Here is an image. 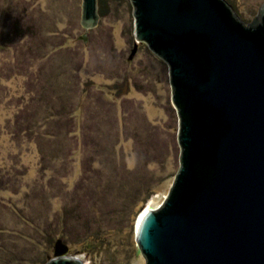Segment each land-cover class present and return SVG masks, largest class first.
Instances as JSON below:
<instances>
[{"label": "rangeland", "instance_id": "374dc122", "mask_svg": "<svg viewBox=\"0 0 264 264\" xmlns=\"http://www.w3.org/2000/svg\"><path fill=\"white\" fill-rule=\"evenodd\" d=\"M226 1L246 24L264 3ZM80 10L0 0V264H45L56 239L82 264H145L136 221L179 166L168 66L130 1L88 31Z\"/></svg>", "mask_w": 264, "mask_h": 264}, {"label": "water", "instance_id": "95a60500", "mask_svg": "<svg viewBox=\"0 0 264 264\" xmlns=\"http://www.w3.org/2000/svg\"><path fill=\"white\" fill-rule=\"evenodd\" d=\"M129 1L178 117V169L135 228L145 264H264V3L246 24L226 0ZM98 20L81 0L80 25ZM45 264L82 261L56 239Z\"/></svg>", "mask_w": 264, "mask_h": 264}, {"label": "bare ground", "instance_id": "6f19581e", "mask_svg": "<svg viewBox=\"0 0 264 264\" xmlns=\"http://www.w3.org/2000/svg\"><path fill=\"white\" fill-rule=\"evenodd\" d=\"M171 179H167L164 182H162L158 187H156V193L151 195V197H149V199L146 201V203H144L143 205V211L140 214L138 220L136 221V226L138 225L141 216L143 215V213H145L146 211L149 210H153L155 209L165 198L169 186L171 184ZM77 257V256H75ZM79 258V257H77ZM80 260H82L81 258H79ZM133 264H144V261L142 258L138 259L137 261H135Z\"/></svg>", "mask_w": 264, "mask_h": 264}, {"label": "trees", "instance_id": "16d2710c", "mask_svg": "<svg viewBox=\"0 0 264 264\" xmlns=\"http://www.w3.org/2000/svg\"><path fill=\"white\" fill-rule=\"evenodd\" d=\"M97 1H98V13L100 16H102L104 14L103 6H104L105 0H97ZM52 249H53V247H52Z\"/></svg>", "mask_w": 264, "mask_h": 264}]
</instances>
